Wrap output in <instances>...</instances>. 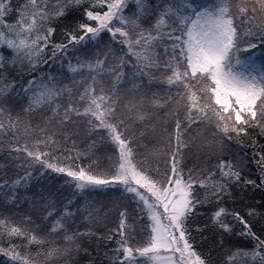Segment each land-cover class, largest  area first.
Returning <instances> with one entry per match:
<instances>
[{"label": "snow or ice", "instance_id": "snow-or-ice-1", "mask_svg": "<svg viewBox=\"0 0 264 264\" xmlns=\"http://www.w3.org/2000/svg\"><path fill=\"white\" fill-rule=\"evenodd\" d=\"M245 190L264 0H0V264H264Z\"/></svg>", "mask_w": 264, "mask_h": 264}, {"label": "trees", "instance_id": "trees-1", "mask_svg": "<svg viewBox=\"0 0 264 264\" xmlns=\"http://www.w3.org/2000/svg\"><path fill=\"white\" fill-rule=\"evenodd\" d=\"M43 67H44V70H47V65H44ZM250 155H251V153H250ZM240 195L241 194L238 191L235 204H233L232 201L227 202L229 208L235 207V208L239 209L243 214L244 205H248V204L255 205V206H257L258 210H259V208L264 207V192H262L261 190H255V191L245 190V192L242 195V199L240 198ZM21 211H25L23 206L21 207ZM202 235H203L204 239H201V236H197V247L201 248V250H203V251H207L212 244V230L209 229L207 232L203 233ZM14 242H21V239L15 238ZM38 247H40V246L39 245H33L32 250L35 251L36 248H38ZM44 248L46 249L47 245H44ZM20 250L23 251L24 249L21 248ZM51 264H56V262L52 261Z\"/></svg>", "mask_w": 264, "mask_h": 264}, {"label": "rangeland", "instance_id": "rangeland-1", "mask_svg": "<svg viewBox=\"0 0 264 264\" xmlns=\"http://www.w3.org/2000/svg\"><path fill=\"white\" fill-rule=\"evenodd\" d=\"M50 63V62H49ZM249 155H250V153H248ZM225 158H227V157H225ZM18 238V237H17ZM15 239V238H14ZM18 239H21V238H18Z\"/></svg>", "mask_w": 264, "mask_h": 264}]
</instances>
